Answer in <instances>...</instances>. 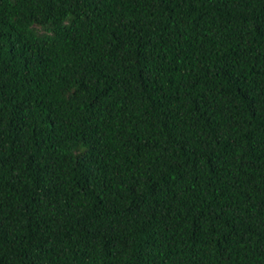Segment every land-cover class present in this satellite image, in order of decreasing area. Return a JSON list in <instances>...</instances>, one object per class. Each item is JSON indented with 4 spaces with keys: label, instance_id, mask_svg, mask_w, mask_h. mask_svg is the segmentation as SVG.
<instances>
[{
    "label": "trees",
    "instance_id": "obj_1",
    "mask_svg": "<svg viewBox=\"0 0 264 264\" xmlns=\"http://www.w3.org/2000/svg\"><path fill=\"white\" fill-rule=\"evenodd\" d=\"M0 264H264V0H0Z\"/></svg>",
    "mask_w": 264,
    "mask_h": 264
}]
</instances>
